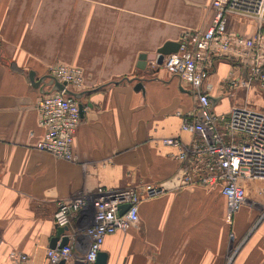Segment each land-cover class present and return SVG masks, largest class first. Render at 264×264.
<instances>
[{
    "label": "crops",
    "instance_id": "1",
    "mask_svg": "<svg viewBox=\"0 0 264 264\" xmlns=\"http://www.w3.org/2000/svg\"><path fill=\"white\" fill-rule=\"evenodd\" d=\"M211 2L0 0V264H18L12 253L27 255L29 264H49L58 201L99 187L162 183L169 189L140 201L135 226L105 237V264H264V180L242 181L246 200L230 221L219 185L169 186L182 163L178 150L161 140L194 139L180 126L195 97L153 62L146 65L150 74L136 67L139 55L206 30ZM227 30L251 37L258 21L230 15ZM55 65L82 74L74 162L37 149L44 134L37 111L43 94L29 73L37 80ZM243 78L241 67L215 62L206 81L215 113L242 106L264 111V94L255 84L230 87ZM68 227L71 235H82L77 218ZM81 248L76 256L85 252Z\"/></svg>",
    "mask_w": 264,
    "mask_h": 264
},
{
    "label": "built area",
    "instance_id": "2",
    "mask_svg": "<svg viewBox=\"0 0 264 264\" xmlns=\"http://www.w3.org/2000/svg\"><path fill=\"white\" fill-rule=\"evenodd\" d=\"M211 8L213 16L208 28L187 33L178 50L164 56L159 66L178 78L181 87L195 97V108L180 126L181 131L193 135L194 139L183 143L174 137L161 142L176 148L175 158L182 163L180 172L168 185L173 188L190 184L219 185L230 221L231 215L246 200L242 181L264 180V111L242 106L231 108L227 114L215 113L206 81L215 62L224 60L244 69V78L231 80V88L255 84L264 94V0H212ZM230 15L255 18L258 30L251 37L227 30ZM49 75L64 83L67 89L81 92L79 69L55 65ZM37 111L39 125L44 129L37 149L59 160L74 162L73 141L80 122L78 100L63 92H52L39 98ZM168 189L166 183L115 190L99 187L94 194L58 201L53 215L55 227L69 226L77 218L84 229L82 235H71L63 247L48 249L47 262L60 264L75 260L79 264H94L105 237L138 223L140 201ZM124 207L127 208L120 214ZM82 239L85 244L81 243ZM81 245L85 252L76 256ZM10 258L18 264H29L25 254L12 253Z\"/></svg>",
    "mask_w": 264,
    "mask_h": 264
},
{
    "label": "water",
    "instance_id": "3",
    "mask_svg": "<svg viewBox=\"0 0 264 264\" xmlns=\"http://www.w3.org/2000/svg\"><path fill=\"white\" fill-rule=\"evenodd\" d=\"M179 47V43H165L160 49H158L156 51V53L154 54H141L138 57V61L136 64V67L141 70V71H145L148 72V74L152 73V71H149L148 68L146 67L148 62H153L156 66H160L162 64L163 58L166 55H169L171 53H175L178 50ZM29 81L31 83V85L34 88L39 89L43 95L52 93V92H63V94L65 96L68 97H72L74 99H81L83 94H85L84 91L81 92H75L72 91L70 89H67L65 87L64 83H60L58 82L56 79H54L52 76L50 75H46L41 77L40 79H35V75L34 73H29ZM45 86H49L50 89L48 91H42L43 87ZM138 86H141L140 84H138ZM209 100L211 101V107L214 106L216 100H214L212 97H209ZM79 110H80V116L82 115V110H83V106L81 103H79ZM127 207L122 208V210L120 211V214L126 209ZM73 235V234H72ZM71 234L69 231V227L65 226V227H56V234L55 236L50 240V245L49 248L53 249L55 247H63L64 245L67 244V242L69 241ZM106 254L99 252L96 258V261L94 262V264H105L106 263ZM60 264H64L63 262H61Z\"/></svg>",
    "mask_w": 264,
    "mask_h": 264
},
{
    "label": "bare ground",
    "instance_id": "4",
    "mask_svg": "<svg viewBox=\"0 0 264 264\" xmlns=\"http://www.w3.org/2000/svg\"><path fill=\"white\" fill-rule=\"evenodd\" d=\"M94 193H95V192H94ZM94 193H93V194H94Z\"/></svg>",
    "mask_w": 264,
    "mask_h": 264
}]
</instances>
